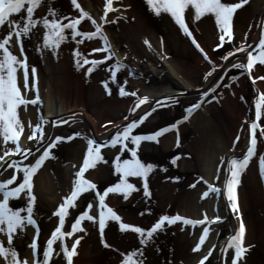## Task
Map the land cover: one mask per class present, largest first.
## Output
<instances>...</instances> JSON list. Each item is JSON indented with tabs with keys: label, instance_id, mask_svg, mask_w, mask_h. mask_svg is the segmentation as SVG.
<instances>
[{
	"label": "snow or ice",
	"instance_id": "1",
	"mask_svg": "<svg viewBox=\"0 0 264 264\" xmlns=\"http://www.w3.org/2000/svg\"><path fill=\"white\" fill-rule=\"evenodd\" d=\"M70 2L73 8L79 9V15L68 13L66 15H59V18H57L58 10L51 6V0H49L47 13L43 16L34 15V10L43 3V0H0V27H5L4 33L0 34V138H2L4 150L3 155H0V169L4 167V162L6 158H9V154H20L26 161L21 164L15 159H7V166L17 171H13L8 178L0 180V194H2V198H0V233L7 234V246L3 241H0V256L5 259L6 264H50V260L54 253L53 243L59 237L61 241L60 249L63 252V258L66 264H74L73 257L77 254V246L81 237L76 236L70 247L64 243V237H71L74 232L83 230L81 222L85 219L92 221L93 224H98L100 241L106 247H111L105 240V229L110 222H115L121 231L132 230L139 235L141 247L121 253L122 259L119 261V264H144L142 246L147 244L149 240L153 238L154 234L165 226V222L167 224H173L177 221H182L184 224L188 225H202L203 230L199 236V242L195 244L193 250L200 249L211 231L208 225L216 221H222L225 217L214 215L209 218L205 214L201 219H190L179 213L174 215L163 214L160 215L150 227L146 228L132 222H126L122 214L114 206H110L106 202V198L109 197V194H120L123 199L127 200L133 191L138 190L137 184L131 182L130 177L140 179L144 197L151 196L148 178L149 174L157 165L150 162L145 163L139 158L137 154L139 145L145 140L158 142V138L162 134L169 130L177 129V126L182 121H186L192 112L201 106V102H207L206 98L210 97L211 100H216L218 98L214 94L216 86L225 79L224 75H219V78L215 80L214 84L205 87L200 93L197 101L187 105L185 115L166 126L148 133H134L133 130L139 125H142L146 118L155 111V108L165 105H162L160 100H156L147 110L139 113L138 109L140 106L149 102L150 97L146 95L138 96L135 91L129 93L124 87L127 81H124V83L118 85L120 95L134 96L136 97V101L127 109L129 115L123 117L124 122L113 126L114 131L110 133V138L98 141L81 132L73 131L71 135H56L54 139H51L49 142L46 138V130L44 127L45 123H47V119L41 116L39 121L34 124L29 120L27 127L30 129V134L27 136V139L32 141L33 145L46 144V146H43L42 150L40 147H35L34 150L36 155L32 161H29L28 157L23 155L24 153H30L33 149L24 147L19 142L21 133L25 131L26 126L18 115V108L20 106L27 108L29 104L36 105L40 102L36 66H29L25 52V40H31L33 38L35 32L38 31L37 26L42 25L44 29L42 39L37 36L36 44L34 45V50L41 52V54L44 49H50L53 55H59L61 43L65 41L75 42L76 45L82 44L85 38L91 40L94 37H99L103 41L102 48H91V52L101 53V55L99 58H91V66L87 68L85 75L91 73L98 64H101L103 61H108L109 58L114 55L107 37L103 33L101 24L98 23L96 19L92 18L88 12L84 11L80 3H78V0H70ZM146 2L149 8L155 13L159 14L161 12H166L170 14L180 30L191 39L193 45L203 54L204 59L210 62L211 67L204 73L203 77L207 81L217 72V69H221V66L211 61L208 53L197 41L189 26V22L186 20V10L191 13V18L194 21L200 20L206 14H211L214 17L215 24L219 30V43H217L215 47L220 48L226 40L233 41L234 14L238 9L242 8L248 0H235V2H230V0H146ZM121 6L130 7V5H116V7ZM112 8L113 0H106L104 4V15L100 17L102 21L107 22L105 16ZM22 10H25L26 14L21 15L20 18H13V14H20ZM86 17L91 21V25L94 26L95 31H82L78 27ZM251 27L250 25V28ZM257 27L260 28V34L254 48L248 43L241 42L239 47H234L232 50H229L226 55L221 57V59L227 61L229 57H233L234 53L246 52V62L243 60H236L234 63L229 62L226 68L221 69L222 72H227L230 68L240 69L243 70L240 74L247 73L253 82H255L256 79H264V77H253L251 71L257 61L264 64V15L260 17V22L257 24ZM245 36H247V33H245ZM145 43L149 42L146 40ZM10 44L19 45V56L14 54V51L10 49ZM70 51L73 54L77 69L82 68L84 65H89L90 57L82 52L79 47H73ZM81 60L83 64H81ZM122 67H124L122 62L117 61L112 66V75L108 80H101V84L109 93L111 91L109 80L115 81L117 79L116 70ZM21 68L23 69V90L18 83L17 77V70ZM237 80L238 75L233 74L230 77L229 83ZM31 89L36 91V95L29 98L27 93ZM161 100L170 101L172 103L178 102L174 95L162 97ZM241 100H244L243 96H241ZM254 106V118L249 119L245 117V122L247 123L246 131L248 133L246 151L243 152L242 156L233 155L227 158V166L224 171L225 179L223 180L222 188L217 184L205 180L204 177L199 178L207 185V189L201 194V199L209 196L210 193H214L217 198H220L222 194L226 206L238 219V226L234 229L233 233L227 237L226 243L219 250L221 254L230 258V264H238L245 256L246 251L252 247V245L245 243L246 224L240 211L237 189L240 184L241 173L245 170L251 158L257 155L258 130L259 137L264 138V123H261L262 118H264V91H258V95L254 97ZM74 115L75 114H70V118ZM52 123L66 124L67 121L56 119L52 121ZM105 123L112 124L111 121H106ZM241 130H245L244 124H241ZM81 135H84V139L87 141L82 163L78 166V170L75 172L72 179L69 194L63 197L62 202L59 203L54 210V215L58 216L59 223L52 230L46 244L43 245L41 258L37 241L40 229L33 216L34 203L36 200V196L33 192V176L45 160L53 156V152H51L50 149L54 148L57 142L71 140L73 137ZM240 138V133L238 132L232 142L233 148H235ZM8 142H14L15 146L9 147ZM129 142L133 146L130 147ZM177 143H179L178 138ZM106 146H112L113 148L119 146L116 158L112 161L114 170L119 176L115 183L98 189L96 183L85 177V172L87 169L94 167L98 161L105 160L101 153V149ZM125 150L130 153V158L121 157L120 153L125 152ZM177 159L178 157H173L172 163L176 164ZM224 160L225 157H221V163H223ZM258 165L260 175L264 178V152L259 154ZM18 172H22V178L18 176ZM217 172H220L219 167L217 168ZM171 179L179 180V177H172ZM214 179L218 180L219 176L214 177ZM194 186L195 184L190 185V187ZM88 189L95 190L93 199L87 203V208L85 210L80 211L79 214L75 216L74 221L71 223V231H63L62 227L65 223V217L68 215L69 206L75 207L78 203L77 197ZM22 194L26 198L25 206L13 207L10 204V198H19ZM94 207L98 208V215L91 214L88 211V209ZM144 211L151 210L145 208ZM26 224L33 225L36 228V234L32 236L29 245L31 260L28 258L21 259L17 248L13 245L14 234L18 233V229L24 230ZM213 248H215V245L207 250V254L201 258L199 264H205V261L209 260ZM56 255H59V253L57 252ZM224 264H228V261L225 260Z\"/></svg>",
	"mask_w": 264,
	"mask_h": 264
},
{
	"label": "rangeland",
	"instance_id": "2",
	"mask_svg": "<svg viewBox=\"0 0 264 264\" xmlns=\"http://www.w3.org/2000/svg\"><path fill=\"white\" fill-rule=\"evenodd\" d=\"M80 1L84 9L90 13L92 18L97 21L100 20L101 24L105 22L102 21L100 17L104 15V4L106 0H90L91 2L89 0ZM115 1L116 4L114 6ZM92 2H94V5ZM230 2L232 1L230 0ZM83 3H85V5ZM117 4L130 5V7H116ZM51 6L58 10L57 18H59V15H66L68 13L77 15L79 13V9L73 8L70 0H51ZM48 7L49 0H43V3L38 6L36 10H34V15H45ZM69 7L70 11H68ZM97 7L101 8V10H96L95 8ZM129 9L132 10L127 12ZM102 10L103 14L98 15ZM133 11H135V13ZM108 13H110L111 17H113V21L108 27L103 25L102 29L104 34L107 32L111 42H114V45H110L111 48L114 46L112 50L115 49L122 54H129V56L140 58L134 63L140 68L134 69L135 67L131 64L132 67L128 65V69L124 66L116 70L117 79L115 81L109 80V86L111 89L110 93L101 84V80H108V78L112 75V66L106 65V61H104L101 64H98L91 73L85 75L87 68L91 66L90 58L89 65H84L82 67L86 69L83 70L84 73L81 74V68H76L73 60V54L70 51L71 48L77 47V45L72 41H65L61 43V45H64L66 48L65 50L63 49L64 53L62 52L61 54L68 57L67 59L71 58V64L68 67V71H62V75L67 73L68 91L70 96L72 97L74 94L73 83L78 77L80 79V86L82 90L81 95L84 106L87 112L93 117V119H95L96 128H98V130H103L109 125H114L116 122L121 120L127 112L122 105L124 99L134 97L131 95L121 96L119 93V84L127 81L124 85L125 89L129 93L135 91L138 96H142L145 94L146 90H151L152 88H157L158 86H164L167 83V81L163 79L164 77L162 78V75H160L157 80L150 81L148 79L149 77L145 74L152 66L149 63L150 59H148V57L150 53L149 49L154 48V45H152V42L149 44L145 43L146 40H151V38L148 35H145L143 31H131L134 30L132 28L135 26L137 15L145 27L156 33L155 36L160 40V45L162 46L165 55L169 58L182 60L189 66L200 68L198 75L195 77L199 84H201L204 79V73L211 67L210 62L205 60L204 57L203 64L197 62V51L190 46L187 36L180 30L171 15L166 12H161L159 14L153 12L147 5L146 0H113V8L110 9ZM108 13L105 16V20ZM187 13L191 16V13H189L188 10H186V15ZM24 14H26V12L25 10H22V13L20 14H13V18H20V16ZM245 18L246 17L234 14L233 41L226 40L222 47L216 48L215 45L219 43V30L215 24L214 17L211 14H206L200 20L194 21L192 18H187L186 16V20L189 22V26L195 37L203 42L208 41L209 48L212 46L210 49L212 52L211 58L215 63H218L219 59L222 57L221 55L227 53L229 50H232L234 47H238L242 42L241 40H245V31L250 28V25L246 22ZM78 27L84 31L80 25H78ZM37 29L38 31L35 32V35L31 40H25V52L28 58L29 66L35 65L36 71H40L42 73L43 84L46 86L47 80L49 79L48 77L51 76L47 75V70L50 69L52 65H56L59 55H53L52 52H49V49H44L42 54L41 52L34 50L37 36L42 39V33L44 31L42 25H38ZM4 31L5 27H0V34H3ZM145 44L148 47V51H145ZM15 46L16 45L13 44L11 46L9 45L10 49L14 51V54H16L15 52L17 51L14 48ZM143 50L147 52V55L144 54L145 56L141 57V55H143ZM129 62L132 63L131 60ZM81 64H83L82 60ZM19 71H23V69L21 68L17 70L18 78L20 77ZM54 73L58 74L59 72L55 71ZM68 73L71 75L69 76ZM231 74L233 75L235 72H228L222 85L214 93L218 98L216 100H211L209 97L207 98V102H204V104L202 103L205 109L202 113H199V117L196 118L194 123L199 125L200 122L208 119V124L212 129L213 135H217L214 136V138L216 137L215 139L218 137L227 139L231 131H239V129H241V124H244L243 118L240 119L239 115L249 111L248 106L250 105V96H252L253 90L246 87L243 95H236L235 92H239L241 86L238 85V81H232L229 83ZM253 75L264 77V64L258 62L257 66L253 70ZM138 79L139 81H136ZM239 95L244 97L243 101H240L241 96ZM135 98L136 97H134V99ZM196 99H199V94L183 96L178 98V102L176 103H161L165 106L155 108V111H153L142 123V130L152 131L157 126L172 123L177 117L183 116L186 109L185 107L190 103H194ZM38 105L41 107L43 103H38ZM232 105H237L233 112L231 109ZM106 121H111L112 124H106ZM239 121L241 124L238 123ZM261 123H264V118H262ZM194 124L189 123L185 129L178 132L171 131L172 133H169V139L158 140V142H141L137 153L139 158L145 163L150 162L157 165V167L149 174L148 178L151 196L144 197L142 193V182L140 179L130 177L131 182L137 184L138 190L133 191L127 200L123 199L120 194H117L116 199L112 198V194H109V197L106 198V202L110 206H114L122 214V217L126 222H129V219L132 218V223L147 228L150 227L160 215H174L177 213L176 210L180 197L188 189L191 178L199 174L196 164V152L189 149V145L198 134L196 128H193ZM57 133H67V130L65 131L59 129ZM208 133L209 132H206L205 141L210 140V138H208ZM211 135L212 133L210 134V137ZM177 138L179 139V143H177ZM172 139L174 140L173 145L171 143ZM240 141L241 140L238 142ZM75 144L76 143H74V145ZM77 144L79 147L76 154L73 155V161H68L67 159L68 152L65 150L66 146L65 148L60 147L59 149L54 150L49 165L50 168H47L46 171L42 173V176H54L55 178V170L58 169V165L65 166L70 172V176H74L77 169L75 167L78 164L77 159L79 158V154L81 153L80 151L83 148L82 142ZM131 146L133 145L130 143V147ZM118 151L119 146L115 148L111 146L109 149H101V153L105 160L98 161L94 167L86 170V178L91 179V176L95 175V179L91 180L97 184L98 189H102L111 183H115L118 179L119 174L115 172L114 165L112 164V161L116 158V153ZM261 152H264V146L262 145L258 146L257 155L254 156L257 158L256 160H252L248 172L242 179V185L240 184V187L242 186L244 197L247 199V206L243 212L249 230V240L247 244L252 245V247L246 251L240 264H264V178L260 175L258 165V157ZM120 155L122 158H130V153L127 150L120 153ZM183 155L187 158L186 166L180 167L179 165L172 163L173 157H178V161ZM172 177H179L180 181L174 180L177 184L175 188H173L171 195L168 196L165 194L166 190L164 188L161 191L160 183L162 182V179H164L166 183L172 182ZM57 181L58 180L54 179L56 188L59 186L57 185ZM59 188L58 197L61 198V196H64V192H62L61 187ZM66 191L68 192L69 190ZM88 194H92L94 197L95 191H93V189H88L86 192L81 193L80 196L77 197L78 203L76 206H69L68 215L65 217V223L62 227L63 231H71V223L74 221L75 216L78 215L80 211L87 208L88 199L91 198ZM1 197L2 196H0V198ZM43 201L44 200H42L40 196L36 195L33 212L34 219L37 221L40 228L37 237L39 238L38 251H40L41 254L43 245L46 244L52 230L59 223V218L57 215H54V210L60 203L57 202L52 206H48L47 203ZM24 202L26 203V198L22 194L21 197L11 200L10 204L13 207H24ZM145 208L150 209L151 211H144ZM88 211L91 212L92 209H88ZM98 211L99 210H96L95 212L97 215ZM55 218L56 223H54ZM178 222L179 221L173 224H167L165 222V226L154 234L153 238H151L147 244L142 246L144 264H176L180 257L184 255L186 250L179 249V247H177L178 231L180 232L182 230L176 226ZM81 223L83 230L85 231V236L81 237L79 243H82L85 238H89L91 243L90 246L92 247L90 250L92 253L89 255L94 259L93 264H119V261L122 259L121 253L141 247L138 234L134 233L132 230L121 231L115 222H110L105 229V240L109 245H111V247H106L101 243L99 231L97 232V235H94L97 230L96 224H93L92 221L87 219L83 220ZM83 230H78L77 232L79 233L81 231V234H83ZM226 230V227L219 228L216 242L220 241L224 237ZM35 231L33 230L32 233L34 234ZM77 232H74V234ZM74 236L75 235L71 237H64V243L70 247L73 243L72 237L75 239ZM5 240L7 243V236ZM26 241H28V236L23 238L19 232L14 234L13 245L17 248L20 258L23 253V245L26 247L28 243ZM54 242L58 243L60 246L61 241L59 237ZM206 244L207 242L205 241L202 246H206ZM53 249L55 250L54 246ZM82 249L86 250V245H84ZM217 259V255L214 254L209 257V260L206 263H215ZM85 264L90 263L85 262Z\"/></svg>",
	"mask_w": 264,
	"mask_h": 264
},
{
	"label": "bare ground",
	"instance_id": "3",
	"mask_svg": "<svg viewBox=\"0 0 264 264\" xmlns=\"http://www.w3.org/2000/svg\"><path fill=\"white\" fill-rule=\"evenodd\" d=\"M231 1L235 2V0H231ZM78 2L80 3L81 7L84 9V7L81 4V1L78 0ZM83 4L85 5V3ZM92 4L94 5V2H92ZM115 4H116V1L114 3V6ZM95 9L101 10V8H98V7ZM130 10L132 9H129L127 12H129ZM68 11H70V7ZM84 11L86 10L84 9ZM133 12L135 13V11ZM110 13H108V16L106 17L107 22H104L103 24H101L100 20L97 21L98 23L101 24V27L103 25H105L106 27L111 25V22L113 21V17H111ZM102 14H103V10L98 15H102ZM122 14H123V11H122ZM77 15H79V13ZM235 15L246 17L245 18L246 22L252 26L251 28H249V30L245 31V33H247V36L245 40H241V41L244 43L250 44L251 47L254 48L255 43H257L259 39L260 28L257 27V24L260 22V17L264 15V0H248V2L242 8L236 11ZM186 16L187 18H191V16L188 13ZM80 27L83 28L84 30L95 31L94 26L91 25V21L88 20L87 17L85 18L84 21L81 22ZM132 29L134 30H131V29L130 30L131 31L136 30L137 32L143 31L145 35H148L151 38V40L150 39L148 40L149 43L152 42V45H154V48L149 49L150 53L151 52L152 53L151 54L149 53L148 59H150L149 63L152 66L145 73L146 76L149 77L148 79L150 81H154V80H157L160 77V75H162V78L164 77L163 79L167 81V83L164 86H160V87L158 86L157 88L154 87L151 90L145 91V94L142 96L146 95L150 97V101L140 106V108L138 109L139 113H142L143 111L147 110L148 107L152 105V103L156 100H160L162 104L171 103L170 101L161 100V98L165 96L174 95L178 99L183 96L200 94L204 90L205 87L211 86L212 84L215 83V80L219 78V75H221V72H222L221 69L226 68L229 62L234 63L236 60H243L244 62H246V52H242V53H234L233 57H229L227 61L223 59H219L218 63H215L213 59L211 58L212 52L210 51V49L212 48V46L211 48H209L208 41L203 42V41H200L198 38H196L197 41L200 43V45L208 53L209 57L211 58V61L221 66V69H217V72L214 73V75L210 77L209 80L206 81L205 79H203L202 83L199 84L198 80H196L195 77L196 75H198L199 73L198 71L200 68H197L195 66H189L182 60H177L176 58L175 59L169 58L167 55H165L163 52L162 46L160 45V40L155 36L156 33L148 29L147 27H145L141 19L138 17V15L136 18L135 26H133ZM105 33L106 34L104 35H106L108 43L110 45H114V42H111L109 35H107V32ZM11 45L12 44H10V46ZM145 46H146L145 51H148V47L146 44ZM77 47H79L82 51H84L85 54L88 55L90 58L92 57L99 58L101 53H93L90 50L92 47L102 48L103 41L98 37H94L91 40L85 38L84 42L80 45H77ZM14 48L17 50L15 53L19 56V46L16 45ZM112 48H114V46H112ZM63 49L65 50L66 48L64 47V45H61L59 49V59L56 65L54 66L52 65L51 68L48 69L49 71L47 70V73H48L47 75L48 76L51 75V76L48 77L49 79L47 80L46 86H44L43 84L42 73L40 71H36L37 77H38V80H37L38 95L40 97V102L38 103L39 104L43 103V105L40 107L37 103L36 105L29 104L27 108H25L24 106H20L18 108V115L20 116L22 122L26 126L25 131L21 133L19 142L22 146L30 147L33 149L30 153L23 154L24 156L28 157L29 161H32L34 156L36 155V152L34 150L35 147H40L42 150V147L46 146V144L45 145H33V142L27 139V136L30 134V129L27 127L29 120H31L32 123L34 124L39 121V118L41 116L47 119V123H45L44 127L46 130V138L49 142L51 139H54L56 135H70L69 133L71 131H78L90 137L95 136L99 138V140L101 141V140H104L105 138H108V136H110V133L114 131V127H113L114 125H119L120 123L124 122L122 118L121 120L116 122L114 125H109L103 130H98V128H96L95 119H93V117L87 112L84 106V103L82 100L83 98L81 95L82 90L80 86V79L78 77L75 79L73 83L74 84V88H73L74 94L72 97L70 96V93L68 91L67 73L65 75H62V71H65V72L68 71V67L71 64V58L69 57L70 59H67L68 57L63 56L61 54L62 52L64 53ZM193 49L197 51L195 48ZM145 51L143 50V55H141V57L147 55L146 54L147 52ZM49 52L51 53L52 51L50 50ZM112 52L114 53V55L111 56L108 61H106V65L113 66L117 61H120L122 62V64H124L126 69H128L127 68L128 65L132 67L131 64H133V66L135 67L134 69L140 68L136 64H134L137 59H140L139 57L135 58V56H129V54H122L121 52L115 49H113ZM197 53H198V56L196 57L197 62L203 64L204 63L203 54L199 50L197 51ZM103 54H107V53H103ZM224 55H226V53H224L221 56H224ZM130 60L132 63L129 62ZM257 64L258 62H256V64L253 66V69L251 70L253 77H258L257 75L256 76L253 75V70L257 66ZM85 69L86 68H81V71H80L81 74L84 73L83 70ZM55 71H58L59 73L56 74L54 73ZM230 71L235 72V74H237L239 78L237 80L238 81L237 83L238 85L241 86V88L239 89V92H235L236 95L238 94L243 95V93H245L246 87L253 90L252 96H250L251 98H250L249 111L242 113V115H239L240 119L243 118V123H246L245 117H248L249 119L254 118L253 110H252L253 108L251 104H254V97L258 95L257 94L258 91H264V82H263V79H256L255 82H253V80L250 79L247 73H244L241 75L240 73H242L243 70L241 71L240 69L230 68L228 69L227 72H222L223 73L222 75H224L226 78L227 73ZM19 72H20L19 73L20 77L18 78V83L22 87L23 86V71H19ZM68 75L70 76L71 74L68 73ZM136 81H139V79ZM223 81H221V83L216 87V91L222 85ZM22 90H23V87H22ZM34 95H35L34 89L29 90L27 93V96L29 98L33 97ZM197 100L198 99H196V101ZM134 101H136V98L134 99V97H128L124 99L122 103L123 108L127 110L130 106L133 105ZM240 101H243V100H240ZM203 104H201V106L188 118V120H186V123L184 122L177 126V129H176L177 132L185 129L187 127V124L195 123L196 118L199 117V113H202L203 110L205 109V107H203ZM236 106L232 105L231 107L232 112L235 110ZM70 114H75V115L72 118H70ZM126 115H129L128 111L125 113V116ZM56 119H62L64 121H67V123L66 124H53L52 121ZM208 123L209 121L207 119V120H204L203 122H200L199 125L194 124L193 128L194 129L196 128V131L198 134L194 138V140L191 142V144L189 145V149L192 150L193 152H196V158H197L196 164H197V170L199 174L191 178L190 184L188 185V189L180 197V201L178 202L176 212L190 219H201L203 215L205 214L209 218H211L214 215H220L222 217H225V219L222 221L213 222L212 224L208 225L211 231L209 232L208 236L205 239L207 244L206 246L201 245V248L195 251L193 249H194L195 244L199 242V236L203 230V226L202 225H188V224H184L182 221H179L176 226L181 228L182 230L180 232L178 231L177 247H179V249H185L186 251L184 255L180 257L179 261L176 264H199V261L201 260V258L207 254V250L211 248L213 245H215V248H213L212 255L216 254L217 257L224 258V261L227 260V258L229 257L221 254L219 250L226 243L227 237L230 234H232L234 229L238 226V219L231 213V211L226 206V202L222 194L220 198H217L214 193H210L209 196L201 199V194L203 191L207 189V185H205L203 181H201L199 178L204 177L205 180H208L210 183L217 184L218 186H221L222 188V183H223V180L225 179L224 171L227 166V158L233 155H238V154L242 155L243 152L246 151L247 139H248V133L246 131L247 128L245 127L244 133L241 134L240 136L241 141L240 142L237 141L235 148H233L232 142L236 134L240 132V130L235 131V132L231 131L229 134V137L227 138L228 140L223 139V137H218L217 139H215L216 137L214 138V136H217V135H213L212 129L210 128V125ZM238 123L241 124L240 121ZM245 126H247V123L245 124ZM59 129L65 130V131L67 130V133H57ZM206 132H209L208 133V138H210L209 141H205ZM211 133L212 135L210 137ZM169 137H170V134L166 133L165 135L160 136L158 140H166V139H169ZM261 140L259 139L258 142ZM74 143L76 144L74 145ZM77 143H81V140L76 139L75 141L74 140L60 141V142H57V145L50 150L54 151V150L59 149L60 147L65 148L66 146L67 149L65 148V150L68 152L67 159L68 161H71V160L73 161V155L76 154V152L78 151V147H79ZM171 143L172 145L174 144L173 139L171 140ZM8 145L9 147L15 146L14 142H8ZM84 146L85 145H83V148L80 151L81 153L79 154V158L77 159L78 164L81 163L82 155L84 153ZM258 146H261V145H259L258 143L257 147ZM3 151L4 150H3L2 138H0V155H3ZM221 157H225V160L223 163H221ZM9 158L15 159L19 161L21 164L26 162L23 156H21L20 154H9ZM9 158H6V161L4 162V167L0 169V180L8 178L13 171H17L14 168L7 166V159ZM51 158L52 156L47 158L45 162L42 164L41 168L38 170V172L35 173L33 176V185H34L33 192L35 196L36 195L40 196L42 200H44L47 203L48 206H52L56 204L57 202H60V203L62 202L63 197L69 194L71 190L72 179L74 177V176L71 177L70 172L67 170L65 166H62V165H58V169L55 170L56 171L55 178L54 176H51V177L42 176L43 175L42 173H44L47 168H50L49 165H50ZM256 158L257 157L251 158L249 164L246 166L245 170L241 173L240 184L242 182L244 175L248 172L252 160L254 159L256 160ZM186 163H187V158L184 155L178 161H176V164L179 165L180 167L186 166ZM78 164L76 165L75 168H77ZM218 167L220 168L219 173L217 172ZM18 176L22 178V172H18ZM216 176H219L218 180L214 179V177ZM94 177L95 175L91 176V179L94 180L95 179ZM54 179L58 180L57 185L59 186L57 188H56V184L54 183ZM160 184H161V191L164 188L166 190L165 194L169 196L171 195L172 190L173 188H175L177 182L173 180L172 182L166 183L165 180L162 179V182ZM193 184H195V186L190 187V185H193ZM59 187H61L62 192H64L63 193L64 196L63 197L61 196V198L58 197L59 195L58 189H60ZM66 190H69V191L67 192ZM237 190H238V201L240 205V211L244 219V222L246 224L245 243L247 244L249 240L248 239L249 230H248V226H247V223L243 215V212L245 211L246 206H247V199L246 197H244L242 186L241 187L239 186ZM88 195L91 196V198L88 200L89 201L92 200L93 199L92 194H88ZM112 198L116 199L117 194H112ZM13 199L14 198H10V201ZM96 210H98V208L94 207L92 208V211L90 213L96 214L95 213ZM132 220L133 219L130 218L129 222H132ZM54 223H56V218L54 220ZM97 226L98 224H96L97 230L94 235L98 234L97 232L99 231V229L97 228ZM220 227H223V228L226 227L227 230H226V233H224V237L220 241L216 242ZM33 230H36L35 226L27 225V224L24 230L18 229V232L21 234V236H23V238L28 236V241H26L28 243L26 247H24L23 245V253H22L21 259L28 258L29 260H31V250H30L29 245H30V240L33 236V233H32ZM82 233L83 234H81V231H80L79 233L78 232L75 234L73 233V235L84 237L85 231L83 230ZM6 236L7 234L5 235V233H0V241H3L5 245L7 246V243L5 240ZM37 241H39L38 237H37ZM72 241H74L73 237H72ZM84 245H86V250L82 249ZM90 245L91 243H90L89 238H85L82 243L78 244L77 254L73 257L74 264H85V262L93 264L94 259L93 257H90L89 255L90 253H92V251H90L92 248ZM53 246L55 247V250L53 253V257L50 260V264H66V261L63 258V252L61 251L59 244L54 242ZM57 252L60 254V256L56 255ZM41 258H42V254H41ZM219 258L217 259L215 263H210V264H221ZM206 262L207 261H205V264H208ZM240 263H241V260L238 262V264ZM0 264H6V261L2 256H0ZM228 264H230V258L228 260Z\"/></svg>",
	"mask_w": 264,
	"mask_h": 264
}]
</instances>
